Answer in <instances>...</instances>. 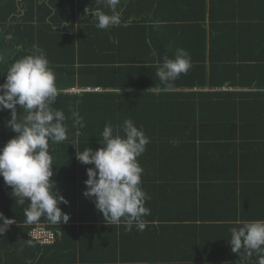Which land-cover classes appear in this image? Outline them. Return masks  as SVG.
<instances>
[{"label":"crops","instance_id":"0c3cea01","mask_svg":"<svg viewBox=\"0 0 264 264\" xmlns=\"http://www.w3.org/2000/svg\"><path fill=\"white\" fill-rule=\"evenodd\" d=\"M126 2L132 5L125 4L124 0L118 5L121 23L100 30L85 15V10L98 7L111 14L102 4L85 1L78 9L75 0L72 12L71 0H55L54 13L58 9L66 11L69 13L67 21L62 18L63 14L50 15L46 0H0V57L3 58L0 75L6 72L9 61L33 54L32 50L28 52L33 42L34 53L56 50V46L60 48L49 36V31L44 30L50 23L53 26L50 34L82 35V46H86L84 54L95 55L103 64L108 62L109 77L118 78L124 86L130 85L126 90H119V94L142 95L144 100L140 108H148L146 114L136 116L131 108L119 105L117 117L119 121L128 116L136 121L149 140L139 163L143 169L140 187L146 193L145 206L151 213L143 217L148 222L146 228L140 231L133 225L131 231H126L123 223L106 225L103 214L83 195L86 170L93 167L86 165L82 169V180L79 168L76 181L53 189L68 201L67 205L59 207L70 219L66 224L54 225L40 218L39 223L56 228L61 244L40 254L35 264H256L257 260L252 261L243 249L239 254L232 252L228 240L230 228L236 226L230 222L237 218V210L242 214V186L247 193L245 201L249 203L246 219L258 214L264 217V212H256L264 207V184L257 186L252 182L254 178H264V113L253 120L263 125L260 130L241 134L233 126L235 116L217 118L212 117V113L203 115L201 110H194L205 102L201 96L189 97L194 94L195 87L188 83L198 76L196 72L185 81L183 78L188 72L180 76L171 82L170 90H165L155 75L157 61L162 63L165 56L174 58L177 48L189 55L190 49L196 48L198 55H190V58L199 70L200 64L206 61L200 48L204 36H201L199 25H206V20L196 19L195 14L180 19H174L171 13L155 15L152 4L143 6L138 0ZM86 24L82 34H78L79 26ZM63 40L68 45L67 39ZM39 43L41 49H38ZM153 52L156 55H152ZM216 56L232 58L222 48H217ZM55 59L69 61L70 58L62 53ZM227 89L230 87L222 90L254 95L256 100L247 97L246 101L251 99L264 109L263 87H238L237 93ZM226 100L227 104L246 107L244 100L239 102L234 96ZM123 101L120 99L117 103ZM191 107L192 111L188 109ZM227 121L232 124L224 125ZM242 135L259 139V142L238 140ZM180 138L183 142H178ZM71 168L64 171H71ZM256 170L260 174L254 173ZM163 199L166 205L159 209L157 201Z\"/></svg>","mask_w":264,"mask_h":264},{"label":"trees","instance_id":"16d2710c","mask_svg":"<svg viewBox=\"0 0 264 264\" xmlns=\"http://www.w3.org/2000/svg\"><path fill=\"white\" fill-rule=\"evenodd\" d=\"M85 1H90L98 6L101 5L97 3V0H77L78 9L81 7V3ZM126 1L128 0H124L125 4H127ZM138 2L143 6L152 4L155 15L171 13L174 19H180L181 17H185V15L195 14L196 19L206 20V25H199L201 36H204V43H201L200 48L203 49V56L206 61L200 64L199 70L198 66H194V62L191 61L192 67L189 69L186 78H183V81H185V79H188L196 72L198 76L188 83V86L195 87L194 94L189 95V97L192 98L193 95L194 97L201 96V99L205 102H202L200 107L193 106L195 109L193 107L188 109L190 111L193 109L201 110L203 115L212 113V117L217 118L219 116H235L233 126L241 134L249 135L252 131L260 130L263 125L255 123L253 120L255 117H261L264 109L260 104L255 105V102L252 103L251 99L252 97L255 99V96L241 92L231 94L232 92L222 89L230 87V89L234 90L233 93H237L236 89L238 87H242V89H252L253 87L264 88V0H138ZM46 3L47 8L50 7V15L60 16L63 14L64 17L62 18L67 21L69 20V13H65L66 11L58 9L54 13V6L57 4L55 0H46ZM71 3L73 8L75 0H71ZM73 10L74 8L72 12ZM201 13L204 14L203 17L199 16ZM73 16L74 14L72 13L71 17ZM227 16H230V18ZM86 26L87 24L80 25L78 34H82V27ZM44 30L49 31V36L56 41V45L59 43L60 46L59 49L56 46V50H46L45 54L56 77L57 98L52 107L64 112L67 118L65 123L68 127V139L66 141L58 144L49 141V154L52 156V166L54 169L52 170L54 175L51 177V180L55 181L56 188H58L64 183L76 181L79 168L81 169L79 178L82 180V169L86 165L76 159V149L82 152L87 147H90L92 150L95 147L99 148L101 146L99 141L102 139L101 133L106 123L117 126L122 125L126 119H131L128 116L119 121L117 117L120 106L131 108L132 111L136 112V116L146 114L148 108L147 106L140 108L142 104L141 100H144L142 95L119 94V90H126L130 88V85L124 86L119 82L118 78L111 79L109 77L108 71L111 70L108 68V62L103 64L102 61L97 60L95 55L88 57V55L84 54L86 46H82V35L75 37L71 33V35L68 34L67 37H64L62 33L50 34V31L53 30V26L50 23H47ZM63 39H67L68 45H66ZM39 48L41 49V43L38 45ZM217 48L224 49L225 52L231 54L232 58H217ZM25 49H27V46ZM31 50L34 53V42L29 45L28 52L31 53ZM190 50L191 56L198 55L196 48H191ZM62 53L68 55L69 61L55 59L56 56ZM75 56H77V59H75ZM15 61L17 59L7 63V70ZM104 66L105 68L103 69ZM7 70L0 75V84L5 82ZM180 76H185V74H181ZM87 87L90 89L113 91L110 93L93 92L75 96L62 93L74 88L87 89ZM233 96L239 102L244 100L246 107H240L238 104H227L226 98H233ZM247 97L251 98L250 102L246 101ZM120 99L124 101L118 104L117 101ZM131 106H134V108ZM73 111L79 113L85 124V127L79 128L80 135L78 137L75 136L77 129L72 127ZM17 115H21L22 118L24 115L23 109L17 107ZM8 119H10V110L0 111V147H3L16 135L5 127ZM135 122V126L139 129L141 125ZM229 124L231 125L232 123L229 121L224 123V125ZM73 140L77 141L76 147L71 145ZM238 140L248 143L259 142V139H251L244 135ZM178 142H183V140L180 138ZM252 151L254 152V150ZM137 160L140 163L141 156ZM252 165L254 167V162H252ZM69 167H72L71 171H64L65 168ZM254 173L260 174L257 170ZM252 182L257 186H263L264 178H254ZM241 191L242 197L240 202L243 210L242 214H238L237 210V218L235 220H245V214L249 211V203L245 201L247 193L244 186L241 187ZM157 203L159 209L164 208L166 205L164 199L158 200ZM26 207H28L27 200L23 205L16 204L12 196L11 187L6 186L3 178L0 177V212L6 218L17 221V223L9 227L6 233L0 235V264H35L40 254H44L46 250H53L57 245L61 244L60 235L56 228L46 224L44 225H46L47 229L53 230L56 234L54 244L44 246L30 238L33 227L38 224L43 225V223H24V208ZM256 212H264V207H259V210ZM256 220H264V217L258 214L253 216L252 219H246V221ZM162 221L166 222L167 220L162 219ZM173 228L179 229V227ZM252 257V261L257 260L255 255L254 259Z\"/></svg>","mask_w":264,"mask_h":264},{"label":"clouds","instance_id":"9594fccd","mask_svg":"<svg viewBox=\"0 0 264 264\" xmlns=\"http://www.w3.org/2000/svg\"><path fill=\"white\" fill-rule=\"evenodd\" d=\"M97 3L111 13L98 7L86 8L85 15L93 20L97 29L107 30L121 23L118 10L121 0H97ZM2 59L0 57V61ZM157 65L155 75L165 90H170L171 82L192 67L189 53L180 48L176 49L174 58L165 56ZM55 81V73L41 51L15 61L7 70L5 82L0 84V111L10 110L5 127L16 134L0 147V177L11 187L16 204L28 201V207L24 208V223L27 224L36 223L41 217L54 225L66 224L70 219L59 207L67 205L68 201L58 190H53L56 183L51 180L54 173L49 141L58 144L68 139L67 118L63 111L52 107L57 98ZM17 107L24 111L22 118L17 115ZM72 120L78 137L79 128L85 127L83 118L73 111ZM101 137L102 146L95 151L90 147L82 152L76 149L79 162L93 165L86 170L83 195L103 214L106 225L123 223L126 231H131L133 225L143 231L148 223L143 217L151 213L145 207L147 196L140 187L143 169L137 158L145 151L149 140L131 119L117 126L106 123ZM76 143L73 140L71 145L76 147ZM0 221V235L17 223L3 213H0ZM230 223L236 225L230 228L228 240L232 252L239 254L243 249L249 258L256 255V264H264V220L237 219Z\"/></svg>","mask_w":264,"mask_h":264},{"label":"built area","instance_id":"2783aa9c","mask_svg":"<svg viewBox=\"0 0 264 264\" xmlns=\"http://www.w3.org/2000/svg\"><path fill=\"white\" fill-rule=\"evenodd\" d=\"M93 92H100L102 93L103 90L102 89H78V88H74V89H70L67 91H63V94H67V95H80V94H88V93H93ZM56 234L54 233L53 230H49L47 229L46 225H41L38 224L35 227H33V229L31 230L30 233V238L34 241H37L39 244L41 245H52L55 243L56 241Z\"/></svg>","mask_w":264,"mask_h":264}]
</instances>
